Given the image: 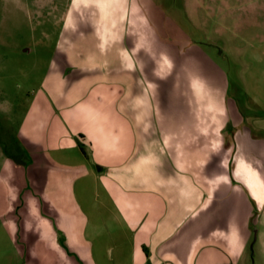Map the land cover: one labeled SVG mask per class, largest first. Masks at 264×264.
Returning a JSON list of instances; mask_svg holds the SVG:
<instances>
[{
    "label": "crops",
    "instance_id": "obj_1",
    "mask_svg": "<svg viewBox=\"0 0 264 264\" xmlns=\"http://www.w3.org/2000/svg\"><path fill=\"white\" fill-rule=\"evenodd\" d=\"M27 1L58 27L20 129L49 210L101 215L116 264H249L264 135L173 0Z\"/></svg>",
    "mask_w": 264,
    "mask_h": 264
},
{
    "label": "rangeland",
    "instance_id": "obj_2",
    "mask_svg": "<svg viewBox=\"0 0 264 264\" xmlns=\"http://www.w3.org/2000/svg\"><path fill=\"white\" fill-rule=\"evenodd\" d=\"M173 5L175 16L182 13L189 21L190 38L228 74L230 95L255 134L264 135L257 126L264 122V0H173ZM36 13L27 0H0V264H91L90 258L116 264L101 215L49 210L60 172L49 170L20 138L58 30ZM29 47L34 52H26ZM255 226L249 264H264V217L255 218Z\"/></svg>",
    "mask_w": 264,
    "mask_h": 264
}]
</instances>
